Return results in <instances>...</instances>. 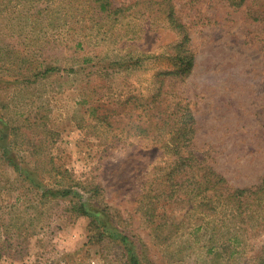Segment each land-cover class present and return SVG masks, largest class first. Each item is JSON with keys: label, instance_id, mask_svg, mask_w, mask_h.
I'll return each mask as SVG.
<instances>
[{"label": "rangeland", "instance_id": "1", "mask_svg": "<svg viewBox=\"0 0 264 264\" xmlns=\"http://www.w3.org/2000/svg\"><path fill=\"white\" fill-rule=\"evenodd\" d=\"M133 1L126 17L99 29L63 0H0V113L11 126L0 144L38 181L107 208L145 261L263 264L264 202L244 219L231 210L205 219L166 182L163 134L151 125L139 133L132 122L135 96L157 89L178 39L160 0ZM173 2L195 57L186 78L167 83L191 104L193 147L229 185L256 186L264 179V0ZM34 184L0 157V264H126L118 241L98 239L74 209L79 197L41 198ZM153 195H167L159 210L172 217L160 235Z\"/></svg>", "mask_w": 264, "mask_h": 264}, {"label": "trees", "instance_id": "2", "mask_svg": "<svg viewBox=\"0 0 264 264\" xmlns=\"http://www.w3.org/2000/svg\"><path fill=\"white\" fill-rule=\"evenodd\" d=\"M150 1L153 2V0ZM222 1H226L236 8L247 3V0ZM135 3L136 1L133 0H63V4L69 5V8L75 6L72 10L80 15V23L93 20L99 29L108 24L114 25L121 17H126L127 12ZM159 5L168 26L175 30L178 35V39L172 46V52L169 54L172 68L159 71L156 74L159 78V84L151 95L147 97L135 96V105L140 108V112L138 117L133 118L132 122L139 133L146 132L147 127L151 125L153 132L163 134V147L171 157L168 165L170 167L165 174L166 182L173 187V192H185V199L194 203L190 207L191 210L198 209L205 219H209L213 212L231 210L232 217L244 219V215L251 216L250 211L254 210L250 206L253 204L261 205L264 202V179L256 186L233 187L196 153L193 147L196 119L191 104L185 98L179 97L178 91L175 89V82L167 83V80H183L193 69L195 55L190 44L189 27L177 14L173 0H160ZM253 18L259 19V16L253 14ZM52 69L55 68L48 67L39 73L46 75L43 72L48 73ZM105 117H109V115L104 116L97 113L94 119L101 120ZM10 127L0 113L1 141L6 132H9ZM0 148L2 149L0 157L14 166L19 178L35 182L32 187L38 189L41 198L68 195L79 197L73 205L74 209L90 217V226L94 227L91 229H95V236L98 239L108 237L118 241L122 246L126 264H156L142 258L134 239L119 229L107 208L99 209L93 206L82 198L78 190L71 186L45 185L41 180L36 179L34 170L30 171L22 167V164L15 160L5 143L4 145L0 144ZM163 200H167V195L165 197L153 195V216L160 218L154 229L161 230L159 235L163 231L161 228L169 219H172L171 215L159 210ZM162 220L165 222L162 223ZM207 224L210 225L211 222L207 221ZM89 236L94 238V235Z\"/></svg>", "mask_w": 264, "mask_h": 264}]
</instances>
